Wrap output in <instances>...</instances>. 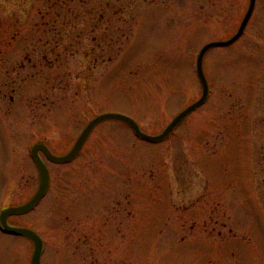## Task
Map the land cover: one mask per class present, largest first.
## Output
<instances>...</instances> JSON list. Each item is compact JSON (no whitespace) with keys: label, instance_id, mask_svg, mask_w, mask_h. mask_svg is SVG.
Returning <instances> with one entry per match:
<instances>
[{"label":"rangeland","instance_id":"1","mask_svg":"<svg viewBox=\"0 0 264 264\" xmlns=\"http://www.w3.org/2000/svg\"><path fill=\"white\" fill-rule=\"evenodd\" d=\"M250 0H0V210L39 187L30 149L64 155L98 114L160 134L196 102L200 49ZM209 94L160 142L108 119L7 222L43 239L40 264H264V0L203 58ZM33 243L0 230V264Z\"/></svg>","mask_w":264,"mask_h":264},{"label":"water","instance_id":"2","mask_svg":"<svg viewBox=\"0 0 264 264\" xmlns=\"http://www.w3.org/2000/svg\"><path fill=\"white\" fill-rule=\"evenodd\" d=\"M256 0H250L249 5L247 8V11L240 23V26L237 30V32L228 40L226 41H213L205 44L201 50L199 51V54L197 56L196 61V70L198 78L200 79L201 85H202V94L201 97L188 106L186 109L181 111L166 127L165 129L158 135H149L141 131L140 127L136 123L134 119H132L129 116L120 114V113H102L97 116H95L93 119L89 121V123L85 126V128L82 130L76 141L74 142L71 149L64 155H54L52 154L48 148L43 145L42 143H37L35 146L31 149V155L32 158L37 166L38 173H39V179L40 184L39 188L36 191V193L25 203L17 206H11L6 209H4L0 213V228L4 233L7 234H13V235H22L27 238H29L33 243V252L31 256V263L30 264H40V257L43 251V240L39 236L38 233L33 231L32 229L21 227V226H13L7 223V218L12 215H23L27 212H29L36 204L37 202L45 195V193L48 190L49 187V174L46 169V166L44 164V161L39 155V151H41L46 159H48L52 163H67L71 161L81 150L82 146L84 145V142L86 138L88 137L90 131L100 122L108 120V119H115L122 121L126 124H128L132 130L134 131L135 135L145 139L150 142H159L162 141L164 138L168 136V134L173 130V128L191 111L199 107L201 104L204 103L208 96V83L206 80V77L203 72L202 62L203 57L206 53V51L212 47H222V46H228L232 43H234L243 33L252 13L255 7Z\"/></svg>","mask_w":264,"mask_h":264}]
</instances>
